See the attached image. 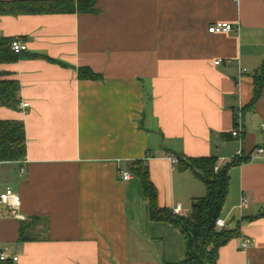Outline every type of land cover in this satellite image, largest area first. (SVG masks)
Segmentation results:
<instances>
[{
    "label": "crops",
    "instance_id": "1",
    "mask_svg": "<svg viewBox=\"0 0 264 264\" xmlns=\"http://www.w3.org/2000/svg\"><path fill=\"white\" fill-rule=\"evenodd\" d=\"M76 1L96 12L0 17V38L27 45L0 64L20 84L19 109L0 107V121L21 122L26 136L22 159L0 162V194H18L26 218L0 205L6 263L179 264L185 240L151 220L135 163L161 208L190 211L206 188L169 157H213L222 167L242 152L250 158L229 171L219 228L238 236L217 264H264V153L253 158L264 148V88L250 105L264 61V0ZM220 22L233 30L209 33ZM84 68L98 78L80 79Z\"/></svg>",
    "mask_w": 264,
    "mask_h": 264
},
{
    "label": "trees",
    "instance_id": "2",
    "mask_svg": "<svg viewBox=\"0 0 264 264\" xmlns=\"http://www.w3.org/2000/svg\"><path fill=\"white\" fill-rule=\"evenodd\" d=\"M92 1L76 0H0V17L37 14H67L75 12L95 13ZM13 40L0 38V64L10 63L15 54L11 44ZM80 79H97L89 69H79ZM7 73L0 71V107L18 110L20 105V84L15 80H6ZM264 88V61L259 73L254 77V105L261 97ZM236 127V123H235ZM26 154V136L21 122L0 121V162H15ZM250 157H235L230 163L218 168L213 157L182 160L178 165L189 168L204 184L206 195L194 199L190 211L185 216H177L172 210L161 208L158 194L149 179L147 168L142 162H136L134 174L141 179L144 195L150 206V218L153 222H166L184 238L186 243L185 259L179 264H217L219 250L238 236V231L219 229L217 221L224 208L229 188V171L249 161ZM21 241H25L23 231ZM8 263V261H6ZM5 262V264H7Z\"/></svg>",
    "mask_w": 264,
    "mask_h": 264
},
{
    "label": "built area",
    "instance_id": "3",
    "mask_svg": "<svg viewBox=\"0 0 264 264\" xmlns=\"http://www.w3.org/2000/svg\"><path fill=\"white\" fill-rule=\"evenodd\" d=\"M238 1V0H236ZM233 30V26L229 23H217L213 26H211L209 28V33H229ZM11 48L12 51L15 54H21L23 52H25L27 50V45L23 44L21 41L19 40H13L12 44H11ZM221 64V60H218L215 62V65H220ZM245 70H243L242 72H244ZM23 108H27L29 107L28 103H23L22 104ZM241 125L240 123L236 124V127L234 128V131L232 132V136L233 137H241ZM262 129L264 130V122L262 124ZM264 153V148H258L254 151L253 154V158L260 156L261 154ZM239 157L242 156V152H239ZM169 159L173 162V163H178V159L175 158L174 156H170ZM26 161H24L23 163H25ZM219 168V166L215 167V171H217ZM21 174L26 172V169L24 166L21 167L20 169ZM122 178L123 180H129L131 178V174L129 172H122ZM0 205L6 206L11 213V216L16 219V220H20V221H24L26 218L25 216H23L19 210H20V206H21V200L18 196V194H16L15 192H13L10 188L6 189L3 193L0 194ZM242 207H244L246 205L245 201H242ZM173 214L177 215V216H185L189 213V210H185L183 209L180 205H177L173 210H172ZM217 227L218 228H224L225 227V223L222 220H218L217 221ZM251 245V240L249 238H245L242 241L241 244V249L242 250H246L250 247ZM8 255L5 252H1L0 253V264H4L6 261H8ZM17 257H13L11 260L13 262L17 261ZM247 264H251L250 262H247Z\"/></svg>",
    "mask_w": 264,
    "mask_h": 264
}]
</instances>
